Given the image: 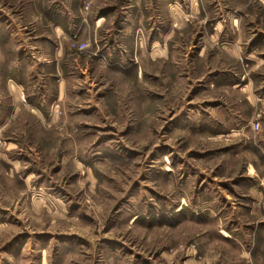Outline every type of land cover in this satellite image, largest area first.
<instances>
[{
    "label": "rangeland",
    "instance_id": "1",
    "mask_svg": "<svg viewBox=\"0 0 264 264\" xmlns=\"http://www.w3.org/2000/svg\"><path fill=\"white\" fill-rule=\"evenodd\" d=\"M194 1L0 0L7 56L19 37L52 40L44 12L92 23L109 7L149 13L135 44L165 38L170 51L128 72L100 67L78 27L70 55L86 78L69 79L57 122L0 119V264H256L216 234L259 220L242 205L264 180V0ZM6 94L0 81L7 113Z\"/></svg>",
    "mask_w": 264,
    "mask_h": 264
},
{
    "label": "crops",
    "instance_id": "2",
    "mask_svg": "<svg viewBox=\"0 0 264 264\" xmlns=\"http://www.w3.org/2000/svg\"><path fill=\"white\" fill-rule=\"evenodd\" d=\"M194 2L199 9L198 0ZM136 4L138 5L137 1ZM76 13L77 16L68 15V19L65 17L64 20H61L64 16L60 15V20L54 21L51 18L53 13L44 12V15L48 16L52 40L48 38L49 42L40 44L24 41L19 37L14 41V47L8 56L0 53V68L2 67L0 81L7 91L6 97L10 99V110L7 113L2 102L0 103V119L5 122V126H8L9 122L12 123V120L22 114L23 110L36 114L44 126L50 127L57 122L59 115L56 110L66 101L69 90L75 89L71 87L69 79L86 78L85 72L88 68L86 64L80 63L70 55L69 37L78 27L82 30L79 34L80 40L89 39L92 43L94 51L89 53L97 59L96 62L100 67L128 72L130 69L133 70L135 65L140 64L138 61L140 55L146 57L143 59L144 62L156 60L161 62L170 58L165 38L163 42L152 40L151 43L144 41L141 45L135 44L133 34L136 26L142 24L146 31L151 26L149 13L140 15L137 12L135 16L133 11H130L120 19L114 7H109L102 9L92 23L87 21V15L85 17L82 10ZM71 14H75L74 11ZM180 14L182 15L178 13L176 16L181 17ZM135 17L140 20L138 23H135ZM73 23L77 24V27ZM128 27L129 31L126 30ZM217 34L221 35L219 32ZM224 46L225 50L229 47L225 43ZM41 51H44V54ZM205 52L204 45L198 54L199 57L204 58ZM250 173L256 174L255 171ZM256 178L255 175L252 178L256 182L248 189L249 196L242 209L249 217L258 218V222L240 223L234 217L237 224L233 223V225L236 228L223 226L216 234V238L218 242L229 248L230 254L239 259L264 264V180L257 175ZM241 228L246 230L242 232Z\"/></svg>",
    "mask_w": 264,
    "mask_h": 264
},
{
    "label": "built area",
    "instance_id": "3",
    "mask_svg": "<svg viewBox=\"0 0 264 264\" xmlns=\"http://www.w3.org/2000/svg\"><path fill=\"white\" fill-rule=\"evenodd\" d=\"M78 36L77 35H74V37L72 38L73 40V43H74V46H78V40H77ZM88 45L86 44H83V45H80V50H83V49H87ZM0 143H1V140H0Z\"/></svg>",
    "mask_w": 264,
    "mask_h": 264
}]
</instances>
